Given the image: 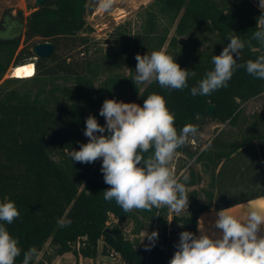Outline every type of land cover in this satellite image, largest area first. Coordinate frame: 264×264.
Masks as SVG:
<instances>
[{"label": "trees", "instance_id": "trees-1", "mask_svg": "<svg viewBox=\"0 0 264 264\" xmlns=\"http://www.w3.org/2000/svg\"><path fill=\"white\" fill-rule=\"evenodd\" d=\"M100 1L45 0L39 8L30 7L27 31L18 39L8 35L10 24L0 23V202L7 198L20 212L12 224H0L19 241L22 251L15 264H22L23 253L32 247L39 257L47 244L57 256L73 254L77 264L80 258L95 264L100 256H118L121 264H169L177 244L171 226H180L179 238L183 231L197 236L199 216L213 206L220 164L248 144L264 140V109L246 112L249 102L264 97V79L239 67L227 87L206 96L190 93L214 68L212 57L230 43L229 32L244 43L238 64L264 55V46L252 39L257 18L264 13L251 0H153L139 32H119L120 52L94 60L86 18ZM44 42L53 43L55 52L48 60L36 59L31 48ZM159 50L174 57L182 69L195 72L187 88L169 91L156 82L135 86V56ZM28 63L36 65L32 78L3 81L11 67ZM120 67L131 69L130 74L116 72ZM152 93L164 96L178 132L188 125L197 128L176 153L201 164L210 176L207 187L197 190L205 179L189 168L190 211L174 217L173 223L166 207L125 212L114 200L105 201L103 191L110 186L100 170L102 159L84 164L68 156L88 142L83 133L89 115L105 125L99 115L105 99L143 106ZM209 106L215 108L212 115ZM211 124L225 127L205 146L202 134ZM139 215L150 219L158 232L150 250L129 241L122 229L127 219L139 224ZM61 218L71 224L59 227ZM143 228L140 225L138 233ZM32 264L44 261L38 258Z\"/></svg>", "mask_w": 264, "mask_h": 264}, {"label": "clouds", "instance_id": "clouds-1", "mask_svg": "<svg viewBox=\"0 0 264 264\" xmlns=\"http://www.w3.org/2000/svg\"><path fill=\"white\" fill-rule=\"evenodd\" d=\"M111 3L112 0H102L100 6L109 9ZM259 8L264 13V0H259ZM256 27L258 30L252 39L264 46V14L257 18ZM229 41L219 55L212 57L214 68L191 88L193 97L210 95L227 87L239 67L257 79H264V55L238 64L244 43L234 32H229ZM135 59L137 65L132 79L135 86L156 82L162 89L184 90L189 77L195 76V72L182 69L163 50L137 54ZM99 115L105 118V125L89 115L83 133L88 142L80 144L78 151L68 152V156L72 162L84 164L102 159L100 170L104 182L110 186L103 191L104 200H114L125 212L166 207L179 215L187 210L189 176L175 173L170 165L176 150L190 135H196L197 128L188 125L178 132L174 113L168 109L164 96L157 93L144 99L143 106L105 99ZM229 209L216 213L215 228L221 231L217 238L207 234L203 221L199 223L201 235L181 232L169 264H264V235L260 234L264 229V210L249 208L242 216H235ZM19 217L13 201L5 198L0 202V221L10 225ZM57 224L67 227L71 220L61 218ZM145 237L154 246L158 232H147ZM18 244L5 225L0 224V264H15L22 251ZM38 258L37 249L32 247L23 253L22 264H32Z\"/></svg>", "mask_w": 264, "mask_h": 264}, {"label": "rangeland", "instance_id": "rangeland-1", "mask_svg": "<svg viewBox=\"0 0 264 264\" xmlns=\"http://www.w3.org/2000/svg\"><path fill=\"white\" fill-rule=\"evenodd\" d=\"M152 1L153 0H112L111 7L109 9H104L100 6L102 2L101 0L94 13L86 18L89 27L92 29V32L88 33L90 39V56H92V59H101L104 55H111L115 57V54L120 52L121 49V37L119 36V32L124 29L126 31H130L131 33L139 32L142 24V15ZM251 1L254 6L259 8V0H257V2H254L253 0ZM35 2L36 0H0V23L14 22L18 20L16 11L20 9L22 11L21 18L25 22V33L27 31L26 29L29 17L33 12V9L31 10L30 7L36 8ZM20 48L22 49V46ZM78 59L83 61V55L78 56ZM130 70L131 69L128 67H120L117 68L116 72L128 75L130 74ZM11 71L12 67L8 70L3 81L8 78H12ZM246 109V112L250 114L261 111L264 109V97L261 96V98L249 102L246 105ZM224 127L225 126L216 124L208 126L202 134L201 139L203 145H208ZM170 167L175 173H185L186 175L188 174L189 168L194 167V169L202 175L203 179H205L203 180L201 186L195 188L197 190L201 189V187H207L210 182V176L205 168L201 164H196L195 161L188 160V158L181 153H176ZM192 190L193 189H191V191ZM139 220L140 223L137 224L133 218L127 219L122 224V229L129 241H138L140 248L146 249V246H149L151 242L147 239V237H145V235L147 232L149 234L153 232V226L150 219H145L141 215H139ZM142 224L144 228L142 232L138 233L139 231L137 230ZM179 227L180 226L177 224H173L171 226L172 233H170V236L177 241V244L179 243ZM50 247L51 246H49V244L46 245L44 250L40 253L39 261H44V264H77V257L73 254L67 253L62 256H57L53 253ZM47 259H50L51 261L45 262ZM79 262L81 264L93 263L92 261L81 258L79 259ZM94 263L121 264L118 256H100Z\"/></svg>", "mask_w": 264, "mask_h": 264}, {"label": "crops", "instance_id": "crops-1", "mask_svg": "<svg viewBox=\"0 0 264 264\" xmlns=\"http://www.w3.org/2000/svg\"><path fill=\"white\" fill-rule=\"evenodd\" d=\"M228 208L235 216H242L249 208L264 210V140L248 144L220 164L213 206L199 216L197 236L203 221L207 234L217 238L221 231L215 228L216 213ZM260 234L264 235V229Z\"/></svg>", "mask_w": 264, "mask_h": 264}, {"label": "water", "instance_id": "water-1", "mask_svg": "<svg viewBox=\"0 0 264 264\" xmlns=\"http://www.w3.org/2000/svg\"><path fill=\"white\" fill-rule=\"evenodd\" d=\"M44 1L45 0H36L35 7L36 8L41 7L42 4L44 3ZM16 16H17L18 20L10 23V27H9L10 31H8V35L11 36L12 38L18 39V38H21L24 34L25 22L21 18L22 17V11L20 9H18L16 11ZM31 52L36 57V59L48 60L51 58V56L55 52V45L53 43H50V42L49 43L48 42L39 43V44L34 45L31 48ZM31 64H33L35 66V69H36L35 63H31ZM22 66H24V65H22ZM214 110H215V108L213 106H209L208 107V114L212 115L214 113Z\"/></svg>", "mask_w": 264, "mask_h": 264}, {"label": "bare ground", "instance_id": "bare-ground-1", "mask_svg": "<svg viewBox=\"0 0 264 264\" xmlns=\"http://www.w3.org/2000/svg\"><path fill=\"white\" fill-rule=\"evenodd\" d=\"M19 70V72H18ZM31 72V75H27V72ZM35 66L31 63L26 64L24 66H19L18 68L12 69L11 74L12 77L18 78V79H30L35 75Z\"/></svg>", "mask_w": 264, "mask_h": 264}, {"label": "built area", "instance_id": "built-area-1", "mask_svg": "<svg viewBox=\"0 0 264 264\" xmlns=\"http://www.w3.org/2000/svg\"><path fill=\"white\" fill-rule=\"evenodd\" d=\"M253 1H254V2H257V0H253ZM188 211H189V206H188V209H187V210L181 212L179 215H177L175 212L170 211L169 222H170V223H173V219H174V217H177V216L183 215V214L187 213Z\"/></svg>", "mask_w": 264, "mask_h": 264}, {"label": "snow or ice", "instance_id": "snow-or-ice-1", "mask_svg": "<svg viewBox=\"0 0 264 264\" xmlns=\"http://www.w3.org/2000/svg\"><path fill=\"white\" fill-rule=\"evenodd\" d=\"M18 72H19V70H18ZM26 74H27V75H31L32 73L29 71V72H27Z\"/></svg>", "mask_w": 264, "mask_h": 264}, {"label": "flooded vegetation", "instance_id": "flooded-vegetation-1", "mask_svg": "<svg viewBox=\"0 0 264 264\" xmlns=\"http://www.w3.org/2000/svg\"><path fill=\"white\" fill-rule=\"evenodd\" d=\"M7 23V22H6ZM11 22H8V24H10Z\"/></svg>", "mask_w": 264, "mask_h": 264}]
</instances>
